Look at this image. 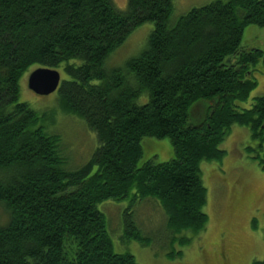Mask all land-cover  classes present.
I'll list each match as a JSON object with an SVG mask.
<instances>
[{"label":"trees","instance_id":"trees-1","mask_svg":"<svg viewBox=\"0 0 264 264\" xmlns=\"http://www.w3.org/2000/svg\"><path fill=\"white\" fill-rule=\"evenodd\" d=\"M173 9L174 0H127L125 11L112 0H0V264H138L114 252L98 210L108 201H155L170 242L186 245L181 235L208 223L201 164L223 160L232 126L263 149L264 97L242 104L264 52L241 42L247 26L264 27V0L214 1L176 21ZM143 24L153 29L125 74L104 70ZM36 68L64 75L54 115L96 135L76 170L66 168L51 122L42 125L49 111L19 100L20 81ZM200 104L202 124L192 126L190 109ZM145 139L167 140L172 158L138 166ZM245 151L264 170V153ZM123 220L125 238L144 243L131 213Z\"/></svg>","mask_w":264,"mask_h":264},{"label":"rangeland","instance_id":"rangeland-1","mask_svg":"<svg viewBox=\"0 0 264 264\" xmlns=\"http://www.w3.org/2000/svg\"><path fill=\"white\" fill-rule=\"evenodd\" d=\"M214 1L228 0H174L171 19L176 21L190 10ZM112 2L119 11H125L127 8V0ZM152 29V24H143L132 32L106 59L104 70H120L125 74L124 66L129 60L139 56ZM241 44L246 49L264 52V27L247 26L243 30ZM59 73L62 81L64 75L61 70ZM28 75L20 81V102L27 103L39 114L49 111V118L42 125L47 127L51 122L49 131L60 136L66 168L78 169L93 155L97 147L96 135L76 117L59 112L54 115L58 110L57 91L47 96L32 93L27 88ZM253 76L256 88L248 101L242 104L244 109L251 106L253 98L264 97V61L259 62ZM195 108L199 112L202 106L190 109L193 122L197 119L194 116ZM141 145L142 157L138 166L148 161L154 164L165 163L172 158L167 140L145 139ZM257 145V142H252L248 130L232 126L230 135L221 144L226 157L219 163L211 162L218 163L216 166H221L222 163L230 165L226 171V184L218 182L219 176H211L213 173L206 172V166L209 165L201 164L200 169H203L202 175L206 182L204 187L207 199L204 213L208 217V223L199 235L183 233L182 237L190 239L186 245H181L178 240L170 242L175 236L167 228L165 214L155 201H138L133 204V208H129V201H108L100 204L98 210L106 216L107 231L114 252L130 254L138 264H264V170L258 161L252 160L245 151L247 147L254 148V152L262 157L264 147L259 151ZM217 172L221 174L222 169L218 168ZM125 211L131 213L134 225L146 239L144 243L125 238ZM0 214L4 220L3 212L0 211Z\"/></svg>","mask_w":264,"mask_h":264},{"label":"water","instance_id":"water-1","mask_svg":"<svg viewBox=\"0 0 264 264\" xmlns=\"http://www.w3.org/2000/svg\"><path fill=\"white\" fill-rule=\"evenodd\" d=\"M60 83V74L55 70L36 68L27 77V88L39 96L54 93Z\"/></svg>","mask_w":264,"mask_h":264},{"label":"crops","instance_id":"crops-1","mask_svg":"<svg viewBox=\"0 0 264 264\" xmlns=\"http://www.w3.org/2000/svg\"><path fill=\"white\" fill-rule=\"evenodd\" d=\"M222 149V148H221ZM223 150V149H222ZM226 157V156H225ZM224 157V158H225ZM223 158V159H224ZM219 163V162H218ZM218 163H216V164H218ZM222 163V162H221ZM205 164H207V165H209V166H206V172L207 173H213V174H215V175H211V176H219L218 177V182H222V183H225L224 181H225V179L227 178L226 177V171H227V168L230 166L228 163H222L221 164V166L219 165V166H216V164H212V163H203L202 165H205ZM202 165H201V168H202ZM207 167H209V168H207ZM218 168H221L222 169V172H221V174L219 173V172H217V169ZM209 169V170H208ZM201 172L203 173V169H201ZM202 180H203V185L204 186H206V182H205V177H204V175H202ZM226 184V183H225ZM233 186V185H232ZM207 193V192H206ZM207 197V196H206Z\"/></svg>","mask_w":264,"mask_h":264},{"label":"flooded vegetation","instance_id":"flooded-vegetation-1","mask_svg":"<svg viewBox=\"0 0 264 264\" xmlns=\"http://www.w3.org/2000/svg\"><path fill=\"white\" fill-rule=\"evenodd\" d=\"M202 106V104H200ZM204 116V109L203 107L201 109H199V112L197 110V115L195 114V117L197 118L195 122L191 121L190 120V124H193V125H198L202 122V117ZM202 124V123H201ZM200 126V125H199Z\"/></svg>","mask_w":264,"mask_h":264}]
</instances>
